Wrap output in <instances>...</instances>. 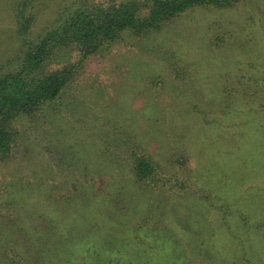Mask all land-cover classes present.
<instances>
[{
	"label": "rangeland",
	"instance_id": "obj_1",
	"mask_svg": "<svg viewBox=\"0 0 264 264\" xmlns=\"http://www.w3.org/2000/svg\"><path fill=\"white\" fill-rule=\"evenodd\" d=\"M72 1L38 0L35 9L38 21L33 34L54 22L59 11ZM94 1L110 3L118 0ZM10 3L11 0H0V64L15 57L19 48ZM220 27L226 32L214 30ZM233 30L238 33L239 43L232 47L213 45L216 42L214 35L221 33V37H230V31ZM137 41L129 38L126 43L115 45L110 52L85 63L82 75L73 83L76 89L84 93L77 98L87 111L81 121L77 114H71L75 108L72 105L70 108H58L55 116L43 113L39 123L45 132L37 134L34 130L38 135L35 139L33 131L28 130L34 124V119L14 124L21 133L17 137L19 143L14 144L12 152L0 159V207L5 211L10 208L14 213L7 224L0 221V264H20L2 255L7 249L9 238L15 237L16 233L24 244L31 245L29 252L36 253L34 248L38 246L35 242L37 238H53L61 247L75 232L74 219L81 221L86 218L89 221L94 213L84 209L76 211L73 204H53V201L70 194L69 188H74L71 193L76 192L78 195L87 194L93 185L94 190L103 191L106 183L117 177L119 172L122 173L120 168L118 172L105 166L106 162L102 160L106 156L102 155L101 146L95 144L92 148L79 142L76 151L80 153L84 146L88 149V159L92 162L95 176L91 175L94 177L93 181H89L91 184L79 182L76 186V172L60 169L46 150L45 144L52 140L50 136L44 138L49 124L57 127L74 124L79 128L87 117V123L81 129L83 141L86 135L95 131L96 125L103 131L106 129L102 120L106 114L124 123L126 128L132 127L140 132L157 126L161 132L166 131L167 123L160 120L161 111L166 112L170 121L175 120L179 124L185 123L188 117L186 112L189 106L184 104L182 90H187L191 95L202 91L208 97H217L223 80L231 81L228 91L233 90V97L241 92L242 98L234 102L232 112L225 114L218 105L206 108V114L198 116V120L194 119L190 125L193 129L190 142H193L191 153L194 162L190 170V185L196 191L192 198L204 204L201 208L196 205L193 208L191 202L181 199L180 208L165 210L176 217L181 212L184 224L191 221L186 216H196L201 212L191 227L194 235L179 242L177 240L180 237L172 227L167 229L168 232L153 224L154 229L165 238L153 239L154 236L147 231L143 240H136V255L144 257V251L151 246L165 258L166 264H246L245 261H249V264H264V0H248L224 10L199 9L176 20L159 34L157 41L164 50L171 51V55L172 52L173 55H182L192 65L190 70L193 75L185 82L190 87L193 85L191 89L183 86L179 91L178 84L182 86L184 80H172L166 63L154 57L152 62L149 58L151 51L144 49L145 44L141 42L139 48L144 51L140 52L137 44L133 45ZM120 72H134L137 79L152 73L161 74L167 79L168 88L163 93L158 90L154 94L153 91L145 90V86L135 79L126 84ZM228 72L230 75L225 76ZM120 85L124 86L120 88ZM178 95H181L180 100ZM177 101H183V104H172ZM61 135L59 141H73L68 132H62ZM153 135L149 134L146 139L148 141L152 137L149 143L152 150L163 155L160 151L166 140ZM56 139L53 143L60 145ZM79 153H75L72 164L79 173H92L91 169L84 168L89 165L86 155ZM65 157L69 160L72 158L68 153ZM40 209H43L45 220L43 227L48 226V222L53 225V216L57 218L52 234L27 230L31 214L40 213ZM83 237L81 235L79 240L75 239L77 248L67 253L74 264H84V258H88L86 253L89 245L101 250L103 240H83ZM201 244H205L202 251L206 258L198 261ZM55 253L51 249L38 251L34 255V264H58L60 259ZM101 253L100 258L91 260L89 264H105L106 256L103 250Z\"/></svg>",
	"mask_w": 264,
	"mask_h": 264
},
{
	"label": "trees",
	"instance_id": "obj_2",
	"mask_svg": "<svg viewBox=\"0 0 264 264\" xmlns=\"http://www.w3.org/2000/svg\"><path fill=\"white\" fill-rule=\"evenodd\" d=\"M37 2L38 0H11L10 3L19 48L15 57L5 64H0V159L12 152L14 144L19 143L17 137L21 133L14 126L15 123L34 119V124L28 130L33 131L35 139L38 133L45 132L44 127L39 123L41 115L45 112L55 116L58 108L73 105L75 108L73 107L71 114H77L81 121V117L85 116L87 111L85 106L81 107L77 98L84 93L83 90L76 89L73 83L82 75L88 60L110 52L112 47L126 43L129 38L138 40L133 43L134 46L137 44L138 50L141 42L145 44L144 49L151 51L152 55L149 53V56L151 55L149 58L152 62L154 58L165 62L172 80H184L182 86L178 84L179 91L183 86L191 89L193 85L190 87L185 82L191 79L192 65L182 55L177 53L173 55V52L171 55V51L164 50L157 41L159 34L176 20L196 10L209 8L224 10L239 3H246L248 0H118L110 3L73 0L59 11L54 22L33 34L38 21V13L35 11ZM219 29L221 32H226L222 27L214 30L218 32ZM220 34L214 35L213 38L216 39L214 46L232 47L240 42L236 30L230 31V37H221ZM129 71L130 69L127 73ZM127 73H119L126 84L131 79H135L137 83L140 81L145 86V90L153 91L154 94L158 90L163 93V90L168 88L167 79L161 74L152 73L137 79L134 72ZM226 75H230V72ZM223 81L224 83H220L217 97H208L202 91L191 95L187 90H182L184 104L189 106L186 112L188 117L186 116L185 123L179 124L175 120L170 121L169 116L165 115L166 112L161 111L160 120L167 123V130L162 132L159 126L149 127L144 132L132 127L126 128L124 123L106 114L102 118L106 129L103 131L99 125H96L95 131L86 135L83 141L81 129H84L87 117L83 119V125L79 128L74 124L61 127L49 124L48 129L45 128L44 138L50 136L52 140L45 144L46 150L60 169L76 172L77 177L74 178L77 181L76 186L79 182L91 184L89 181H93L94 178L91 176L94 173L92 162L88 159V149L84 146L80 149V153L76 151V144L78 145L79 142L92 148L95 144L101 146L102 155L106 156L105 160H102L106 162L105 166L115 171L120 168L122 173L118 171L117 177L106 183L103 191L94 190L93 185L90 192L78 195L76 192L71 193L74 188H69L70 194L53 201V204H73L76 211L84 209L83 211L89 210L94 213L89 221L86 218H82L81 221L74 219L75 232L70 236L72 238L68 237L62 243L61 247H58L53 238L42 240L37 238L35 242L38 246L37 249L34 248L36 253L29 252L31 245L24 244L16 233L15 237L9 238L7 249H4L2 255L13 263L34 264L36 263L34 255L38 251L46 252L51 249L59 256L58 264H74L67 253L77 248L75 239L79 240L82 235L83 240H103L101 250L106 256L105 264H166L165 258L157 254L151 246L144 251V257L137 256L136 240H143V235L145 236L147 231L154 236L153 239H164L165 237L154 229L153 224L161 230L172 227L180 237L178 238L180 240H177L179 242L194 235L191 227L194 221L197 222L201 212L196 216H186L190 217L191 221L189 224H184L182 222L184 215H181V212L176 217L166 213L165 210L171 207L180 208L181 199H187L192 203L193 208L195 205L200 207L204 204L203 201L192 198L196 195V191L190 185V170L194 163L193 142H190L193 139L191 121L194 119L197 121L198 116L206 114V108L217 105L225 114L232 112L231 107L234 102L242 98L241 92L233 97V90L228 91L231 81ZM180 96L178 95V100ZM152 99L153 97L149 98ZM172 104L181 105L183 101ZM201 108H205L204 111ZM37 115L39 117H36ZM62 132H68L73 141H59ZM167 133H170V136H167ZM149 134L166 140L165 146L160 151L163 155L152 150L149 144L152 137L148 139L149 142L146 139ZM54 139L58 140L60 145L53 143ZM66 153L72 156L70 160L65 157ZM75 153L86 155L89 165L84 168L91 169L92 173L78 172L72 164ZM52 170L54 171L53 168ZM40 210L36 215L31 214L27 230L52 234L55 231L54 221H57V218L53 216V225L48 222V226L43 227L42 223L45 220L42 216L43 209ZM13 216L14 213L10 208L5 211L0 207V221L7 224ZM204 245H199L201 250L198 253V261L206 258L202 251ZM101 250L89 245L86 254L90 260L84 258V264L100 258ZM245 262L249 264V261Z\"/></svg>",
	"mask_w": 264,
	"mask_h": 264
}]
</instances>
